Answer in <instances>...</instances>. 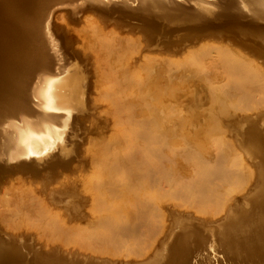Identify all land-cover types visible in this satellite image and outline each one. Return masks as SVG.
Wrapping results in <instances>:
<instances>
[{
    "label": "rangeland",
    "instance_id": "obj_1",
    "mask_svg": "<svg viewBox=\"0 0 264 264\" xmlns=\"http://www.w3.org/2000/svg\"><path fill=\"white\" fill-rule=\"evenodd\" d=\"M63 13L64 12H62V14ZM97 14L101 15L99 13ZM97 14H95L96 16L89 14L88 16L90 18H86L82 22L79 19L77 22H72L71 17H69V21L68 19L65 21L64 19H59L60 22H57V24L65 27L68 37L64 39L69 46L72 45L71 49L78 58L80 65H82L81 75L78 76H83L82 78L86 77L89 82L87 106L85 107L87 113L82 116L80 120L81 130L78 131L79 138H73V140L77 141L76 146L69 148V155L73 157L71 163L67 165L61 163L46 165L43 171L37 173L32 171L31 173L20 172L11 177L5 184L1 185L0 230L13 235H32L34 240L46 250L59 248L67 253L71 252L94 258L109 259L118 263L144 262L146 264H160L163 255L165 257L164 251H159L160 247L154 249L153 243L151 242L144 248L146 254L140 256V254L144 252V249L140 250L141 253H138V247L135 245L136 243L138 244L141 239L144 240L147 234L145 226H147L146 224L149 225L150 222L147 217H152V212H154V206L151 205V203L155 204V210L158 209L159 211V214L156 213L158 218L164 216L163 218L161 217L163 221L159 218L160 222L165 221L163 226L161 225L162 222L161 224L159 223V220H157L159 224V226H157V222L155 221L156 226L159 228L158 232L156 231L157 229L152 228L155 227V223H152L153 226L151 227L152 230H155L154 238L160 239L163 235L160 232L171 226L173 221L172 225L174 224L173 226H176L175 229L181 227L188 229L189 222L193 224L192 221L198 219L201 221L202 219L201 222L208 224L209 229L214 230L217 227L213 228V225L225 220V218L221 217V213L227 209L228 205H239L238 209L234 210V215L238 216L242 209L246 207L245 198L240 200L239 193L249 190L250 196L252 194L255 195L258 190L261 191L264 183V144L262 142L258 144V142L255 141V138L258 137V135L255 134H262L264 132V95L262 98L258 95L253 97L251 94L250 98L243 96L235 100V104H231L229 109L230 114L223 118L220 112L223 111L224 107L220 104V101L216 103L217 101L212 99L214 97L211 87L206 84L199 87L194 86L196 82L195 79L198 80L199 78L197 75H192L188 78L184 77L183 79H181L182 76H180V79L176 78L177 81L174 79V83L171 82L170 85L163 82L160 86L157 84L158 82L155 81L156 84L154 83L152 88L150 87L151 90L149 93L152 94V96L154 93H157L156 90L154 91V86L158 89L157 91L164 88V92L165 90L169 92L166 91V96H161L158 99L153 98L154 96L149 97L147 104H134L133 107H130V111L136 114L135 119L137 122L134 123L129 118V108L122 107L121 98L130 99L135 97L139 92L141 93V88L137 83L120 84V82H118L120 79L114 75L115 72L112 71L113 66L111 65L112 68L108 66L103 49L108 46L110 47L112 44L111 41L114 39H120L127 41V43L131 42L132 44L141 46V55L143 57H141L139 62H142H138L139 65L137 64V67L133 69L135 71H132V77L138 82H144L147 78V73L143 66L145 60L158 61L171 57L170 50L152 49L147 42L148 40L142 33L133 32L131 29L117 22L108 21L103 15V17H98ZM225 43L227 42L205 38L198 40L194 44L183 47V50L185 54H187L209 48L211 45L219 46ZM103 46L105 48H103ZM182 57L179 56V59ZM128 58H130L129 55L125 56L124 61H127ZM203 58L201 59V63L204 72H209L214 67L221 66V62H216L219 61L216 58H213V60H211L212 62L209 60L211 58L208 59L207 57L205 58L206 60ZM179 59L175 60L171 66L169 65L166 67L164 72H161V76L165 77L172 75L173 73L171 74L169 71L176 73L178 71L177 68L183 65V62ZM210 62L215 66L211 68L212 64H210ZM208 65H210V67ZM223 65L222 63L221 67H223ZM204 66H208L210 69L208 70V68L205 67V69L207 68L205 70ZM157 79H159V76ZM175 82L177 83V87L175 86ZM169 86L173 87L172 90L176 87L175 91L177 93H174L175 91L172 92ZM168 93H172L171 95L173 97L177 94L178 98H173L172 96L170 98V96L168 97ZM152 98L155 99V101ZM245 111L249 112L252 117L244 122L229 125L230 119L234 118L237 114H243ZM142 122H147L148 126L145 127L147 130H143L145 133H143L142 137L145 138L144 136L146 135V146L144 145L143 151L142 149L140 150L142 151V153L139 154L142 156L141 158L138 153L134 151L136 150V140H134V136L137 131L136 129H143L141 125ZM138 124L139 126L135 131L133 127ZM132 129L135 131V133L133 132L134 134L131 132ZM129 133H132L134 136L130 135V137ZM187 134L188 136H186ZM217 143L221 145L225 144L223 145V150L228 154L227 159L231 162L229 166L231 170L236 171V169L245 167V165H248L250 168H243L244 170L240 174L235 172L232 176V172H229L226 175L228 166L227 160L225 159L224 162L219 160L218 163H223L224 166H222V164L216 172L208 175L207 180H210L211 183L224 182V185L222 187L213 186L212 189L216 191V197H212V199L210 197L206 199L204 203H201L200 200L194 196H190V192H176L175 188H177L178 182L191 183L194 179L192 170L193 165H190V162L188 163L185 156H190L192 161L196 163L204 154L206 155L207 150L215 151ZM187 152H189V154H186ZM61 153L64 154V152ZM159 153H161V155H159ZM169 153L171 155L173 154V159L171 155L169 156ZM176 153H178L177 155L179 156H176ZM112 155H118L120 158L138 155L136 161L139 160L138 157H140V160L143 159L140 163L139 160L138 164H136L137 162L133 164L135 165V169L140 168L138 172V169L135 170L134 167L131 166L133 168L130 169L131 178L127 180L128 182L122 180V175H118L111 184L113 187L111 191H118L126 195L127 198L114 195L109 189L101 185L106 180L105 171L111 162L110 158ZM159 157L160 159L164 157L161 159V162ZM205 157L207 158L208 155ZM205 157H203V159ZM157 159H159V161ZM143 161L146 166H148V169L144 167L145 164H143V167H136L143 163ZM146 161L149 162L148 165ZM151 161H153V163H151ZM241 161H246L247 163L243 166L240 164ZM141 168L145 169L146 174ZM221 168L225 169L221 170ZM147 171L151 172L147 173ZM141 172L144 173H142V176H140ZM230 179H232V182L239 181V183H233L232 185L229 182ZM255 183H257L258 187L255 189L251 188ZM209 189L210 188H208L207 191L211 193L212 190ZM230 194H232V200L228 201ZM128 196L131 198L134 196L133 198L135 199H143V201L148 202L150 205L143 202L144 205L142 206L144 207L139 210L141 206L134 205L130 202ZM236 198L239 200V203L236 201ZM124 199H128L126 201L127 203ZM160 202L162 204H160ZM118 204L124 206L123 208H125L126 215L137 211L143 212L145 209L144 212L147 211V214H149L145 216V219L148 221L146 220V222L144 220V216L142 220H139L141 223H135L133 218L127 220L125 218L124 220L126 221H123L124 224L127 225L122 224L123 221L120 224V228L122 229L121 234L123 235L126 231L123 235L125 241L118 240L117 244L113 245V247L107 245L109 241H106L104 244L97 243L100 245L103 244L101 247L94 241L89 242V240L94 239L92 233L97 231L103 235L102 230H105V228L103 229V222L100 221V212L106 209L112 210ZM147 209H150L149 213ZM193 210L196 211V213ZM191 212L192 214H190ZM198 213H200V215ZM206 213H208V216ZM156 214L154 213L157 218ZM199 216L207 217L200 218ZM206 219H211V221L209 223L203 221ZM243 219L244 218L239 216V222H242ZM185 222L187 224H185ZM224 222L225 221H222V223ZM236 222V224L233 222L227 226L237 231L238 228L236 226L239 222ZM252 222L253 221H251V223L250 221L246 222L245 226L251 231L255 230L257 236L260 235V231L264 230V226L260 223L256 225V223L254 224ZM183 223L185 224L184 226ZM222 223L218 226L222 225ZM132 224L140 226L134 227ZM160 225L164 228L163 230ZM224 228L221 230L222 235L219 234V240L221 239L222 246L226 243L231 245L230 241L225 243L222 242L223 239L228 237H221L223 236L224 230L229 233L228 228ZM132 231H134V233ZM205 231L208 232L207 229ZM128 232L130 234H128ZM157 235H160V237H157ZM194 235L195 233L192 234V236ZM205 235H208V233ZM87 237H91L92 239H88ZM216 240L213 241L211 239L210 246L211 252L213 251V253H215V256L213 255L214 258L217 256ZM227 240H229V238H227ZM134 247L137 248V250ZM193 247H196V245L194 244ZM133 248L135 251H133ZM229 248L232 249V247ZM178 252L181 253L180 250ZM174 256L176 257H174L175 260H173V264H179V262H177L179 255L174 254ZM117 257H123L121 258L123 261H117L119 259ZM124 258L135 259L128 261Z\"/></svg>",
    "mask_w": 264,
    "mask_h": 264
},
{
    "label": "bare ground",
    "instance_id": "obj_2",
    "mask_svg": "<svg viewBox=\"0 0 264 264\" xmlns=\"http://www.w3.org/2000/svg\"><path fill=\"white\" fill-rule=\"evenodd\" d=\"M52 1L53 0H0V157L8 161L25 160L27 162L28 161H30L31 163L33 162V165L31 166H27V167L21 166L22 168L20 167V170L26 169L34 173L43 171L46 168V165H52L55 163H61L67 165L71 163L73 157L69 155L70 152L69 148L76 146L77 141L73 140V138L74 139L79 138L78 131L81 130L80 120L81 117L87 113L85 107L87 106L89 82L86 77L82 78L83 76L80 77L78 76L81 75L80 72L82 65H80L78 58L76 57L70 46L66 43L65 39L61 36L60 37L57 36L59 40L55 38V35L51 30V24L55 22L57 23L58 21L60 22V20L62 19H64V21L68 19L69 21V17L72 18L73 16L75 17L77 15L80 16L79 20L81 22L84 21L86 18H90L88 16L89 14H91L92 16H96L95 15L97 14L96 11L90 9L87 10L88 8L86 7V5L88 3L91 4L99 3V0H80L79 2L80 4L76 3L73 6H71L69 9L58 12L61 14L56 13L55 15L49 17L48 4ZM140 2L142 3L143 8L146 12H148L149 14H157L160 22L169 24V26L170 25L173 26L174 24L180 22L181 18L179 17L173 15H167L164 11L163 12L155 11L156 7L151 0H140ZM194 3L198 5V11L196 15L203 17L205 14V8L203 4L201 5V3L199 4V2L197 1H194ZM254 3L255 1L253 0H238V4L240 5L241 9H243L247 13L253 11L257 15L264 16V0H258V3H260L262 6L261 8H257ZM62 12L64 13L62 14ZM102 15L103 14L98 15V17H103L104 15L103 16ZM111 43L112 44L110 47L108 46L107 48H105L103 46V48H105L103 49V53L104 55H106L108 66L110 67L111 65L113 66L112 71L115 72L114 75L120 79L118 82H120V84L137 83L141 88V93L139 92V94L136 95L135 97H132L130 99L128 98L125 99L124 97L121 98L123 105L122 107L129 108V118L134 123L137 122V120L135 119L136 114L130 111V107H133L134 104L137 105L147 104L149 97L154 96L153 98L158 99L159 97L164 96L169 91L165 90L164 92V88L162 89L163 91L162 90L157 91L158 89L155 88L156 86H154V91L156 90L157 93H154L152 96V94L149 93L151 90L150 87L152 88V86L154 85V83L156 84V82H158L157 83L158 85H160L163 82L165 84L170 85L174 79L176 80V78H179L180 76H182V78L181 77L180 78L183 79L184 77L188 78L189 76L197 75V77L199 78L198 80L195 79L196 82L194 83L195 84L194 86L199 87L206 84L207 86L211 87V89L213 90V97H214L212 99H215V101H217L216 103L220 101L221 103L220 102L219 103L224 107L223 111L220 112L223 118H225L227 115L230 114L229 109L231 107V104L232 105L235 104L236 102L235 100L240 99L243 96H245L246 98H250L251 94L253 95V97L258 95L263 98L264 54L259 53L257 55H253L245 48L237 44H232L227 42L219 46L211 45L209 48L187 54H185L183 48H176L172 51L171 50L169 51L171 57L160 59L158 61H148L143 58L145 60L143 66L147 73V78L144 82H138L135 80L134 77H132V73H133L132 71H135L133 69L137 67V64L139 65V63L142 62V61L139 62L141 57H143L141 55L142 52L141 46H139L138 44H132L131 42L127 43V41H123L120 39L118 40L114 39L111 41ZM128 55L130 58H128L127 61H124L125 56ZM179 56L181 57L183 56V57L179 59ZM207 57L208 59L211 58L209 59L210 61L213 60V58L214 59L216 58L219 61L216 60L214 61L221 62V66L223 63L224 64L223 67L221 66L219 67L217 65L218 67L216 68L214 67L213 69H211V71L204 72L202 69L201 59L202 58L205 59ZM177 59L183 62V65L177 68L178 71L176 73H174L173 71L172 72L169 71V73L171 74L173 73V74L165 77L161 76L162 75L161 72H164L165 68L168 67L169 65L171 66L174 63V61ZM211 62L210 64H212L211 65L212 68V66L215 65H213V63ZM208 66L210 67V65ZM208 66H204V69L205 67L208 68ZM209 69L210 68H208V70ZM158 76L159 79H157ZM176 84L177 83L175 82V86L177 87ZM172 86H169L171 87V90L173 89ZM175 88L174 90H172V92L176 90ZM174 93L177 92L175 91ZM168 94H169L168 97L170 96L171 98L172 93H168ZM174 97L178 98V95L175 94ZM153 100L155 101V99ZM251 117L252 115L249 112L245 111L243 114H237L236 116H234V118L230 119L229 125H234L235 123L237 124L239 122H244ZM141 125L143 129L141 128L136 129L139 126L138 124L137 126L133 127L134 130L135 129L137 130V131L135 130L136 133L135 131H133V129L131 131L132 133L133 132L135 133L136 137L133 135L134 133L133 134L129 133V136L133 135L135 138L134 140H136V142L134 141L136 144L135 145L136 150L134 151L138 153V155L142 153L144 145L146 146L145 143L146 135L144 136L145 138H143L142 135L143 133H145L143 132V130L144 129L147 130V128L145 127L148 126V123L142 122ZM188 134L186 136H188ZM255 135H258V137L255 138V141H257L258 144H260L261 142L264 144L263 141L264 132L262 134L257 133ZM223 145L225 144L221 145L217 143L215 151L207 150L206 155H208V157L206 158L205 157L206 155L204 154L203 157L205 158L204 159L203 157L200 158V160H198L196 163L192 161L190 156L186 155L187 157L185 156V158H187L188 163L190 162V165H193L192 170H193L194 179L192 180L191 183L178 182L176 186L177 188H175L176 192L178 193L190 192V196H194L195 198L199 199L201 203H204L206 199L210 197L211 199L212 197H216V191L212 189L213 186L222 187L224 185L223 184L224 182L211 183L210 180H207L208 175L213 174V172H216L217 169L223 164V163H218L219 160H222L223 162L225 161V159L227 160L228 164L225 163L228 165L226 169V175L229 172H232L231 174L232 176L235 174V172L237 174H240L244 170L243 168L246 169L250 168L248 165H245L247 163L246 161L243 162L241 161L240 164L243 166L245 165V167L242 168L240 167L236 169V171L231 170L229 168L231 162H229V160L227 159L228 154L227 152H224ZM141 149L142 151H140ZM61 152H64V154H62ZM177 154L178 153H176V156H179ZM186 154H189V152H187ZM159 155H161V153H159ZM170 155L171 154L169 153V156ZM137 156L132 155L131 157L128 156L125 158H120L118 157V155H112L110 158L111 162L105 171L106 180L103 184H101L102 187L109 189V191L112 192L114 195L124 196L125 198H127L126 195H123L118 191H113V190L111 191V189H113L111 184L118 175H122L123 181L125 180L127 181L129 178H131L130 169L135 166L133 165L135 164V162H137L136 164H138L140 157L142 158V156L139 155L140 156L138 157L139 160L136 161ZM172 156L173 154L171 155V158ZM159 159L157 160L159 161ZM161 159L160 162L162 161ZM141 160L139 161V163L141 162ZM146 163L147 165L149 164V162L147 161ZM151 163H153V161H151ZM141 164H139V166L136 167H140V166L143 167V164H145V162L143 161V163ZM222 166H224V164ZM144 167H147L146 169H148V166H146V164L144 165ZM37 168L40 169L38 170ZM139 169L137 170V172L139 171ZM142 169L145 171L144 168H141V170ZM224 169L225 168H221V170ZM143 172H141L140 176L144 174ZM148 172L151 171H147V173ZM231 180L232 179H230L229 182L232 185L233 183L234 184L239 183V181L232 182ZM262 186L263 187L261 191L258 190L255 195L252 194L249 196V190H245L244 192L239 193L240 195L239 199L241 200L245 198L244 200L245 203L247 204L246 207L242 209L239 215L242 218H244L242 222H239L238 215H234V210L235 209L237 210L239 205L232 204V205H228L227 209L224 210L223 213H221L222 215L221 217L227 219L224 223H222V225L218 226L214 230L207 228L209 232L208 235L213 241L216 239L219 240L220 235H222L221 230L225 226L227 225L229 226V224H232L233 222L236 224L237 223L236 221L239 222L238 225L236 226L238 229H241L243 226L246 225V222L249 221L250 223L251 221H253L252 223L254 224L256 223V225L260 223L262 226H264L263 224L264 183ZM257 187L258 185L257 183H255V185L254 186L252 185L251 188L255 189ZM208 188H210L209 190H212L211 193L207 191ZM229 196L230 197L228 198V201L232 200V194H230ZM133 197L134 196H132V198L128 196V199L134 205L135 204L137 206L140 205L141 207H139L140 208L139 210H141V208L143 209L144 207L142 206L144 205L143 202H145V204L146 203L149 204L148 202L143 201V199H135ZM128 199H124V201L126 202ZM236 201H238L239 203V200H237V198ZM160 204L162 203L160 202ZM151 205L154 206L153 208L154 212H152L153 214L150 212L152 214V217L151 216L147 217L150 221L149 225L148 224H146L147 226L144 225L146 227V233H147L145 235V239L144 240L141 239V241H139L138 244L137 243L135 244L137 245L138 250L137 248L134 247L137 250V252L139 251L138 253H141L140 250L146 248L151 242L153 243L154 249L160 247L161 246L160 244H162L163 241L166 240L171 233H173L171 232V230L172 231L175 230L176 227L173 226L174 224L172 225L174 221L171 223V226H169L166 229L161 227V225L163 226V223L165 222V221L162 222L163 221L162 218L164 216L159 217V218L162 217L161 218L162 224H161L157 216V214H159L158 209H156L158 211L157 212L155 210V204L151 203ZM123 207L124 206L118 204L112 210L106 209L100 212V219H101L100 221L103 222L102 225H103V229L105 228V230H102L103 235L98 233L97 231L92 233L94 235L93 236L94 239L91 238L92 236L89 237L90 239H92L89 240V242L94 241L96 244L97 243L104 244L106 241H109L107 245H111L113 247V245L117 244L118 240L125 241L123 235L126 233V231L122 235L121 234L122 229L120 228L121 226L120 224L125 218L126 220L129 218L131 219L133 218V221L135 223L140 222L139 220L140 219L142 220L143 216H144V220L145 221L147 220L145 219V216L149 214H147V211L144 212L145 209L143 210L144 213L142 211L140 212L137 211L126 215L125 208ZM188 211L190 212L189 209ZM194 212L196 213V211ZM154 213L155 214L157 213L156 214L157 218L155 217ZM190 214H192V212ZM198 214L200 215V213ZM207 214L208 213H206V215ZM199 217L201 218L202 216ZM157 220H159V223L161 224L160 225L161 229L162 230L164 229V231L160 232L163 234L160 239L154 238L155 230H152V228L153 229L155 228L157 229L156 231L158 232L159 228L157 226H159V224ZM124 221L122 224H124ZM155 221L157 222V226ZM203 221L209 223L211 219H206ZM152 223H155V227H152L153 226ZM185 224L187 223L185 222ZM185 224L183 223V226ZM192 225L193 224L192 223L190 224L189 222L188 229H184V227H181V229L185 231H189L191 229H194ZM133 226L137 227L140 225H133ZM228 226L225 228H228L229 233L233 232L234 230H232L231 227L232 225L230 226L231 228H229ZM132 232L134 233V231ZM194 233H195L194 236H196V238L199 237L200 235L202 242L203 241L205 242V240L208 237V235L201 234L199 233V231L189 233V235ZM229 233H227V231L224 230L223 236L221 237L223 238H225L226 236L229 237ZM128 234L130 233L128 232ZM160 235H157V237L158 236L160 237ZM189 235L186 236V239L189 237ZM227 238H225V242L229 241L227 240ZM179 242L180 244H182L184 242V238L182 240L180 239L178 243ZM135 249L133 251H135ZM230 250H231L230 248L229 249L227 248V251ZM143 251L144 252L140 254V256L146 254L145 249ZM211 253L212 256L215 254L213 253V251ZM117 258H119L117 261H120L122 260L121 258L123 257L121 258L117 257ZM124 259L128 261H132L135 258H128V259L124 258ZM230 262L236 263L233 260V257H230Z\"/></svg>",
    "mask_w": 264,
    "mask_h": 264
},
{
    "label": "water",
    "instance_id": "obj_3",
    "mask_svg": "<svg viewBox=\"0 0 264 264\" xmlns=\"http://www.w3.org/2000/svg\"><path fill=\"white\" fill-rule=\"evenodd\" d=\"M151 1L156 7L155 11H164L167 15L179 17L181 18L180 22L173 26L160 22L157 14H149L144 10L140 0H99V3H88L86 7L88 8L87 10H95L97 13L103 14L108 21L117 22L133 32L142 33L152 49L172 51L176 48L194 44L198 40L211 38L242 46L253 55L264 54V16L257 15L253 11L247 13L241 9L238 0ZM194 1L201 3V5L203 4L205 8L203 17L196 15L198 5ZM253 1H255L254 4L257 8L262 7L258 0ZM79 2L80 0H53L48 4V15L51 17L60 11L69 9L76 3L80 4ZM79 18V15L73 16L71 21L77 22ZM51 30L58 40L60 36L63 38L68 37L65 27L56 22L51 24ZM71 46L70 48H72ZM31 165H33V162L31 163L30 161H8L0 157V186L20 172L31 173V171L26 169L20 170L21 166L27 167ZM37 169L39 170L40 168ZM226 220L225 218L222 221ZM222 221L213 225V228L218 227ZM192 226L194 229L189 231L181 228L171 230L173 233L160 244L159 251H164L165 254L160 264H173L174 257H176L174 254L179 255L177 260L179 264H234L229 262L230 256H233V260L237 264H264V230L260 231V235L257 236L255 230L251 231L247 226L240 227L241 229L229 233L228 238L231 246L226 243L223 247L221 239H217V256L212 258L210 250L211 238L209 235L205 242L201 241L200 235L197 238L192 236V234L189 235V233L195 231L207 234L205 230L209 228L208 224L194 220ZM187 235H189L188 239H186ZM183 238L184 244L178 243ZM224 240L222 242L225 243ZM194 244H197L196 247H193ZM229 247H232V249L227 251ZM179 250L181 253L178 252ZM0 264L146 263H118L109 259L94 258L78 253H67L59 248L46 250L34 240L32 235H13L0 230Z\"/></svg>",
    "mask_w": 264,
    "mask_h": 264
}]
</instances>
